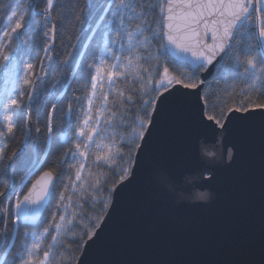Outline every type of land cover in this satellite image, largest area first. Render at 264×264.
<instances>
[{
	"label": "snow or ice",
	"instance_id": "snow-or-ice-1",
	"mask_svg": "<svg viewBox=\"0 0 264 264\" xmlns=\"http://www.w3.org/2000/svg\"><path fill=\"white\" fill-rule=\"evenodd\" d=\"M13 4L0 0V69L31 90L27 103L22 88H13L0 105V165L7 169L21 155L20 148L8 145L22 131L27 133L22 146L33 142V127L37 135L43 134L49 156L57 129L67 125L73 135L64 136L71 146L59 163L43 171L26 193L17 191L15 183L0 186V264H93V250L118 197L141 183L148 169L161 188L177 185L156 151L168 128L182 131L184 155L201 151V141L209 137L222 139L220 150L206 151L212 166L201 170L196 185L205 190L192 196L180 187L170 194L177 205L213 200L219 170L233 167L238 157V146L231 140L235 129L257 121L264 124V0H113L107 9L110 28L101 36L104 48L86 65L89 76L82 77L88 81L87 108L57 123L54 114L64 109L51 103L43 133L38 110L33 121L32 102L45 83L44 61L51 62L55 53L57 23L72 18L83 25L94 3ZM37 40L43 41V76L35 74L32 62ZM22 55L28 59L13 61ZM62 63L68 64V59ZM21 64L23 75L18 71ZM213 73L214 79L225 80L224 88L214 89L213 81L205 78ZM64 164L74 175L67 177L57 196ZM46 200H55L63 211L53 213L38 233H30L26 229ZM86 204L99 207L89 214L83 211Z\"/></svg>",
	"mask_w": 264,
	"mask_h": 264
},
{
	"label": "water",
	"instance_id": "water-1",
	"mask_svg": "<svg viewBox=\"0 0 264 264\" xmlns=\"http://www.w3.org/2000/svg\"><path fill=\"white\" fill-rule=\"evenodd\" d=\"M231 140L238 146L237 160L219 170L214 198L206 205H177L148 169L141 183L118 197L93 250V264H259L264 259V124L239 127ZM201 144L213 151L223 147L219 137ZM185 150L179 128L166 129L156 149L162 166L193 196L205 190L196 185L212 161L201 151L184 155ZM48 202L29 226L38 223Z\"/></svg>",
	"mask_w": 264,
	"mask_h": 264
},
{
	"label": "trees",
	"instance_id": "trees-1",
	"mask_svg": "<svg viewBox=\"0 0 264 264\" xmlns=\"http://www.w3.org/2000/svg\"><path fill=\"white\" fill-rule=\"evenodd\" d=\"M66 2V0H61ZM80 5H84L86 0H78ZM5 5H13V0H3ZM94 8L92 14L86 15L85 23L81 25L74 19L69 18L67 21L57 23V32L55 37L54 49L55 53L51 62L44 61V68L47 75L44 76L45 83L41 85V90L36 93V99L33 100V121L37 119L36 111L39 112V126L43 130L46 122V112L50 108L51 103H56L63 107L64 111L54 114L57 123L69 115L78 116L81 108H87V84L88 81L82 77L89 76V69L87 64L93 62L94 56L99 55L104 48V41L101 39L103 33L109 31L108 19H111V13L107 9L113 7V0H93ZM4 19V12L0 9V20ZM3 27V24H0ZM43 41H35L34 51L32 53V62L35 65L34 72L37 75L43 76L41 73L39 62L44 60ZM105 55H109L107 52ZM68 59V64H63L62 61ZM17 59H28L27 56L13 57L15 62ZM71 69V71H70ZM20 75H23V65L21 64L18 69ZM215 73L209 80L213 81V88H224V79H214ZM227 76V73H225ZM36 79V75L31 77ZM231 83V81H229ZM126 87V85H124ZM238 85V89H239ZM13 88L17 91L22 90L25 92L23 100L27 103V93L31 90L29 86L17 85L15 76H6L3 69H0V105L5 101L7 94L11 93ZM212 89H210L211 91ZM111 100V96L109 97ZM72 105L71 114L67 113L68 104ZM96 106L99 107V101ZM75 123V121H73ZM57 140L52 146L53 155H47V150L43 147L45 136L43 134L37 135L34 127L31 132L33 138L32 143H27L22 146L21 141L24 140L26 132L22 131L17 135L14 142H10L8 147L11 149L20 148L21 155L13 162L12 166L5 169L0 165V186L4 184L11 185L15 183L17 191L25 192L30 183L40 173L48 169L53 162L59 163V158L63 155L67 147H70L64 136L72 137L73 133L64 125L63 130L57 129ZM44 153L41 155V153ZM39 159V162L37 160ZM70 163L71 157L68 158ZM79 159V158H78ZM91 161L89 160V163ZM7 163V161H5ZM95 171V169H94ZM60 180L57 181V196L60 191H63L62 184H67V177L74 175V169H70L68 164H64L59 169ZM87 175V173H85ZM71 194V192L69 193ZM75 200L76 197H73ZM85 205L83 211L91 214L98 208ZM56 205L55 200L48 202V205L39 219L38 223L34 226H28L26 229L30 233H38L42 230L44 221L51 222L53 213L62 212ZM71 211V210H70ZM77 211H81L79 208ZM25 229H21V232ZM19 246V242H15ZM42 256V253H41Z\"/></svg>",
	"mask_w": 264,
	"mask_h": 264
},
{
	"label": "clouds",
	"instance_id": "clouds-1",
	"mask_svg": "<svg viewBox=\"0 0 264 264\" xmlns=\"http://www.w3.org/2000/svg\"><path fill=\"white\" fill-rule=\"evenodd\" d=\"M206 151H208V152L213 151L212 146H211V145H208V144H202L201 155H202V156H206V157H208L207 154H206ZM195 179H196V177H192L191 180H190L189 182H192V180H195ZM180 187H181V185H180L179 183H177V185H175V186H173V187H171V188H169V187H165L164 190H166L167 192H169V194H171L172 192L176 191V190H177L178 188H180ZM200 191H201V190L197 189V190L194 192V195H193V196H195V195H196L197 193H199Z\"/></svg>",
	"mask_w": 264,
	"mask_h": 264
}]
</instances>
